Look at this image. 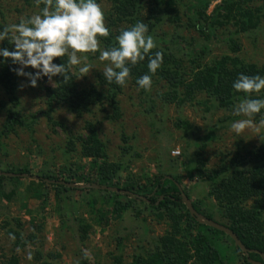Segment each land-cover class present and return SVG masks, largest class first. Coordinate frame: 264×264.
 <instances>
[{"label":"trees","instance_id":"trees-1","mask_svg":"<svg viewBox=\"0 0 264 264\" xmlns=\"http://www.w3.org/2000/svg\"><path fill=\"white\" fill-rule=\"evenodd\" d=\"M213 1L111 0L113 11L108 15L110 35L100 38L104 49L116 45L115 38L120 33H114L112 28H118V24L127 22L132 26L141 21L148 25V33L152 35L159 28L171 27L176 31L169 41L172 46L166 43L167 37L156 36L161 48L151 50L153 53L162 52V67L152 75L147 68V59L136 66H130V77L124 87L108 83L101 75V90L97 87L80 89L73 67L70 66L67 79L58 75L55 77V86L45 90L47 110L32 115L29 119L20 109V77L15 71L20 66L13 64L10 59L0 63V90L7 100L0 102V111L6 116L5 124L0 129V150L3 148L2 140L10 139L18 134V130L33 133L39 118L45 119L54 133L58 128L66 133L67 126L54 116L55 107L59 106H66L78 118L89 114L96 107H102L106 111L105 106H108L113 109L110 120L119 121V97L128 85L143 92L145 89L140 88L136 81L145 74L152 75V84L156 82L166 85L167 91L159 95L164 105L176 106L178 109L188 105L204 108L205 113L211 116L204 120L205 126L202 128L182 119L175 124L184 137L188 138L189 148L182 156L184 161L180 171L179 167L170 166V162H166L169 170L176 171L172 174H166L163 166L149 176L144 173L134 174L130 170L129 161L141 157L129 145L130 139L125 136L122 138V156L125 161L111 162L107 146L100 138L98 126L93 122L86 123L84 136L70 135L67 138L68 152H78L80 145L81 158L88 162L86 165L80 163L76 170L73 166L56 172L44 169L38 174V180H34L26 167L8 166L5 171H1L0 167V172L30 177L26 194H33L40 200L42 211L49 206L51 197L52 203H56V211L61 213L64 226V221L71 215L68 208L72 204L76 206L79 203L80 207H88L95 214V219L90 221L79 217L73 220L78 252L82 258L80 264H99L88 257L84 248L93 228L101 226L109 214L116 221L129 219L130 224L138 222L134 226L136 230L142 229L140 223L146 225L143 227L145 235H140L128 261L124 254L126 238L117 239L119 254L111 256L114 264H251L249 259L264 264V144L255 149L236 152L231 158H225L217 169H208L205 159L206 151L219 138L220 133L242 117L235 115L233 109L245 95L232 87L233 82L241 73L264 77V67L246 64L241 59L242 48L235 38L241 34L264 33V0H223L210 13ZM144 5L151 8L148 9V19L143 21L141 13ZM182 15L189 17L187 30L196 31L204 39L203 47L189 49L187 38H181L177 34L184 27L180 19ZM4 27L0 25V29ZM221 28L235 30L228 32L230 36L227 39L232 55L214 58L206 63L204 60L209 43L217 38L216 33ZM0 47L15 50L7 39L1 41ZM187 49L190 53H187ZM186 54L193 58L191 67H185V61L180 59L186 57ZM67 60L68 57L65 56L55 58L53 62L67 66ZM203 96L205 99L199 100ZM251 98L264 99V90ZM220 112H224L225 116L215 122L214 116ZM263 114L264 112L256 114L254 118L260 121ZM201 132L205 133L202 137ZM22 181L21 177L0 176V195L9 186L12 188L11 194L5 197L11 199ZM196 181L209 186L203 202L193 201L192 192L182 187L186 182L197 183ZM83 186L93 188H75ZM97 187L101 189L97 190ZM183 196L192 201L194 209L200 215L230 229L249 251L255 253L249 258L235 246L231 238L201 225L183 203ZM74 197L78 200L81 197L85 201L78 202ZM213 202L220 217L215 212L207 213V206ZM146 213H149L148 217L154 225H164L167 228L163 236H154L151 232L148 220L143 219ZM31 226L35 227L34 220H31ZM5 228L8 229L6 235L13 241L14 248L24 249L30 241L37 240L34 233H30L29 238L24 236L23 224L19 220L7 222ZM35 229L41 232L43 226H36ZM35 257L41 264H53L60 255L45 256L42 251L37 250ZM3 264H20V261L14 255Z\"/></svg>","mask_w":264,"mask_h":264},{"label":"rangeland","instance_id":"rangeland-1","mask_svg":"<svg viewBox=\"0 0 264 264\" xmlns=\"http://www.w3.org/2000/svg\"><path fill=\"white\" fill-rule=\"evenodd\" d=\"M222 1L214 0L209 12L211 13ZM97 2L104 10L106 26L110 27L108 15L113 11L111 0H97ZM43 6L42 0H0V25L11 26L19 23L22 19L38 14ZM149 8H151L149 5H144L142 9L143 21L148 19ZM188 18L187 15L181 16V24L184 27L177 34L181 38H187L190 43L189 49L197 50L204 46V39L196 31L187 30ZM130 26L129 23L125 22L118 24V28H112V31L118 34L121 30ZM230 31L235 30L230 28L227 31L221 28L216 33L217 38H213L209 43L207 57H205L204 62L207 63L214 58L232 55L227 44V39L230 36L228 32ZM175 33L176 31L171 27H162V29H157L155 35L148 34L153 37L157 45L155 49H159L161 43L158 42L156 36L160 38L167 37L166 43L172 46L169 41ZM235 38L238 39L242 48L241 59L246 64L264 67V33L241 34L235 36ZM100 49H104L101 43ZM189 49H187V53H190ZM78 55L88 57L81 65L72 66L79 88L97 87L101 89L99 76L103 75L107 62L99 59L100 50L96 53ZM187 55L183 58L179 56V58L185 61V67H191L193 58L191 55ZM85 66H87L88 71L81 72L80 69ZM24 71L35 73L37 70L28 67ZM19 77L18 96L21 100L20 109L23 115L29 119L32 115L47 110L45 90L55 86V77L51 81L47 77H42L37 81L36 87L30 86L27 77ZM166 91L167 87L164 83L157 84L153 82L150 90H144L143 92L133 85H128L124 89L123 95L118 99L121 119L116 122L110 120L113 109L108 106H105L106 111L102 107L93 108L89 114H85L82 118H78L66 106L55 107L54 116L57 121L67 126V132L65 133L58 128L56 129L57 133H54L43 118H39L33 133L18 130V134L13 135L10 139L2 140L3 148L0 150L1 171H5L8 166L26 167L31 171L33 179L38 180L35 178H38V174H41L44 169L56 172L64 168L70 169L73 166L76 170L80 163L88 164L81 158L80 145L78 146V152L69 153L66 143L70 135L84 136L86 123L93 122L98 126L100 138L107 146L111 162L125 161L122 156L124 147L122 138L125 136L130 139L129 145L141 157V159L129 161L130 170L134 174L144 173L149 176L155 174L156 170L162 166L166 168V174L176 173L175 170L167 168L166 162L169 161L170 166L179 167L178 171H180L181 164L184 161L182 156L188 151L189 140L184 137L183 132L175 127V124L179 119H182L202 128L205 126L204 120L210 119L211 116L209 113H205L204 108H194L188 105L178 109L176 106L164 105L159 95ZM202 99H205L204 96L199 100ZM4 101L7 100L0 90V102ZM224 116V112L217 113L214 116V121L216 122ZM241 116L239 120L247 119V117ZM5 119V114L0 111V129L5 124ZM252 119V126L246 127L240 133L232 129L233 122L220 133L219 138L212 143L205 153L208 169L219 168L225 158H231L238 151L255 149L264 144V123H261L264 120V114L260 121H257L254 117ZM204 135V132L200 133L201 137ZM177 150L181 153L180 159V156H173V152ZM21 178H23L22 184L11 199L6 198L11 194L12 188L9 186L5 187L0 195V264L6 263L14 255L19 259L20 264H41L35 259L37 250L42 251L45 256L48 254L60 255V258L54 260L53 264H80L82 258L78 252L79 249L73 230L75 222L73 220L79 217L90 221L95 219V214H92L88 207H80L79 203L76 206L72 204L68 208L71 215L64 221V226L60 211H56L55 201L52 203L50 197L49 206L45 211H42L40 200L33 194H26V188L31 178L28 176ZM182 187L192 192L191 196L195 202L198 200L203 202L209 189L208 184L202 182H186ZM52 196L54 197V195ZM88 198H91V196ZM74 199L77 198L74 197ZM79 200L85 201L81 197ZM207 208V213L215 212L217 214L215 202ZM73 213L74 216H72ZM148 216L149 213H146L143 215V219L148 220L151 232L154 236H163L167 228L164 225H154ZM217 216L220 217L219 214ZM11 220H19L23 224L25 237L29 238L30 233H34L37 240L35 242L30 241L24 249L14 248L13 241L6 235L8 229L5 228L6 223L11 222ZM31 220H34V228L31 226ZM128 224H130L129 219H124L123 222L116 221L109 214L101 226L93 228L84 252L92 261L99 264H114L111 256L119 254L117 239L126 238L124 254L128 261L129 256L133 255L138 240L141 238L140 235H145L143 227H146L145 224L140 223L142 229L136 230L134 226H137L138 222ZM40 225L43 226L41 232L35 229L36 226Z\"/></svg>","mask_w":264,"mask_h":264},{"label":"clouds","instance_id":"clouds-1","mask_svg":"<svg viewBox=\"0 0 264 264\" xmlns=\"http://www.w3.org/2000/svg\"><path fill=\"white\" fill-rule=\"evenodd\" d=\"M42 3L44 6L38 14L0 29V41L7 39L15 45L13 51L0 47V63L10 59L13 64L19 65L15 69L16 74L27 77L30 86L36 87L42 77L50 81L58 75L67 79L69 67L81 65L88 58L78 54L96 53L98 50L99 59L107 62L103 71L104 79L121 87L127 85L130 66H136L147 59V68L152 75L162 67L163 54L151 51L157 45L148 34L146 23L138 21L121 30L115 38V46L100 49V38H107L110 31L106 26L104 10L97 0H42ZM65 56L68 57L67 66L53 62L55 58ZM28 67L37 71L25 72L24 69ZM80 71H88L87 66ZM152 75L145 74L138 78L137 85L150 90ZM232 87L245 95L233 109L235 115L247 117L232 123V129L240 133L252 126V118L256 114L264 112V99L251 98L264 90V77L241 73Z\"/></svg>","mask_w":264,"mask_h":264},{"label":"water","instance_id":"water-1","mask_svg":"<svg viewBox=\"0 0 264 264\" xmlns=\"http://www.w3.org/2000/svg\"><path fill=\"white\" fill-rule=\"evenodd\" d=\"M0 176H5V177H8V178H19V177H24V176H20V175H16V174H10V173H3V172H0ZM35 179H38V178H35ZM72 188H74L73 186H71ZM76 189H80V190H84V189H92L93 187L91 186H83V187H75ZM97 190H100L101 188L97 187L96 188ZM110 190V189H108ZM115 192H119V190H113ZM146 200V199H145ZM183 203L186 205L188 211L190 212V214L201 224V225H204V226H208L210 228H213L223 234H225L226 236H228L229 238H231L234 243H235V246L240 249L246 256H248L250 258V255L252 253H255V252H252V251H249L243 244L242 242L240 241V239L230 230L228 229L227 227L225 226H222L220 224H217L211 220H209L208 218L200 215L193 207V203L192 201L186 197V196H183ZM249 262L251 264H261L259 262H255V261H252L251 259H249Z\"/></svg>","mask_w":264,"mask_h":264},{"label":"built area","instance_id":"built-area-1","mask_svg":"<svg viewBox=\"0 0 264 264\" xmlns=\"http://www.w3.org/2000/svg\"><path fill=\"white\" fill-rule=\"evenodd\" d=\"M180 155H181V153L178 150L173 152L174 157H179Z\"/></svg>","mask_w":264,"mask_h":264}]
</instances>
